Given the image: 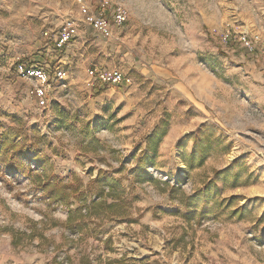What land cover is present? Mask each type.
<instances>
[{"label": "rangeland", "instance_id": "rangeland-1", "mask_svg": "<svg viewBox=\"0 0 264 264\" xmlns=\"http://www.w3.org/2000/svg\"><path fill=\"white\" fill-rule=\"evenodd\" d=\"M84 2L110 22L119 10L127 19L105 37L85 23L79 0H0V134L11 129L31 144L40 137L37 151L65 182L111 174L135 222L73 233L67 208L0 168V264H264V0ZM240 36L258 42L250 50ZM20 64L46 70L45 96ZM114 71L120 83L100 79ZM164 122L155 166L146 168L154 181L138 183L147 138ZM199 136L213 145L190 172L182 155ZM225 170L226 207L185 219L179 202Z\"/></svg>", "mask_w": 264, "mask_h": 264}, {"label": "trees", "instance_id": "trees-1", "mask_svg": "<svg viewBox=\"0 0 264 264\" xmlns=\"http://www.w3.org/2000/svg\"><path fill=\"white\" fill-rule=\"evenodd\" d=\"M167 126L168 122H164L147 138L146 149L139 159L142 168L138 171V183L154 181L152 175H148L146 168L155 166L158 148L167 134ZM3 129L4 126L0 123V131ZM39 139L40 137L35 144H31L30 139L23 134L16 133L11 129L4 130L0 134V168L3 172L31 178L42 193V198L50 203L49 206L67 208L69 210L67 228L71 232L94 236L99 233V227L105 220L120 223L135 222L132 218V201L129 200L126 190L119 180L104 171H100L89 184H84L77 177H73L68 182L61 180L51 171V160L42 152L37 151L40 144ZM195 144L191 153L184 152L182 155V161L190 172L205 165L213 142L208 136H199ZM31 153L35 154L33 158L30 157ZM32 162H34V167L31 165ZM39 170L42 172L41 174L38 173ZM230 177L231 173L227 170L216 171L215 178L208 182L203 189L197 190L192 197H184L179 202L187 210V213H183V217L191 221L194 217L202 220L214 214L218 215L216 212L225 208L228 203L227 199L221 196ZM232 178L233 188L240 186L238 183L240 173L233 174ZM247 184L249 185L248 182L244 185L248 186ZM178 191L177 188H172L171 201L176 200ZM95 197L96 200H94ZM232 200L235 199L232 198ZM246 208L247 205H244L233 211L232 215L241 216ZM84 210H86L85 214ZM97 220H100L99 223L95 222ZM13 244L20 245L17 241H14Z\"/></svg>", "mask_w": 264, "mask_h": 264}, {"label": "built area", "instance_id": "built-area-1", "mask_svg": "<svg viewBox=\"0 0 264 264\" xmlns=\"http://www.w3.org/2000/svg\"><path fill=\"white\" fill-rule=\"evenodd\" d=\"M79 2L83 5L82 13L84 16L85 23L88 26L96 29L100 34L105 37H109L112 31V25L122 24L126 21L127 15L125 11L119 10L116 13L115 19L113 22H110L108 19L97 16L94 12H92L84 0H79ZM72 23L68 24V28H72ZM233 36L230 32L227 31L226 35H224L225 40H231ZM66 38L65 40H67ZM65 40L63 42H65ZM240 42L243 43L245 48L250 50L253 49L254 43H257V40H250L248 36H240L238 38ZM17 71L21 77L28 81L36 82L35 92L39 97L45 96L47 94V90L50 87V81L48 78V74L44 68L35 67V66H26V65H18ZM100 79L105 83H120L123 79V75L119 71H114L112 73L102 74Z\"/></svg>", "mask_w": 264, "mask_h": 264}]
</instances>
